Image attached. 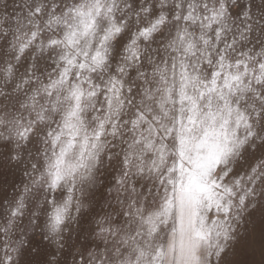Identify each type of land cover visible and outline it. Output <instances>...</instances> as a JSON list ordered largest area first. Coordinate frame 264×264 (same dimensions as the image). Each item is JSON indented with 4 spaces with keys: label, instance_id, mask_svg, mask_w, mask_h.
I'll return each instance as SVG.
<instances>
[{
    "label": "snow or ice",
    "instance_id": "1",
    "mask_svg": "<svg viewBox=\"0 0 264 264\" xmlns=\"http://www.w3.org/2000/svg\"><path fill=\"white\" fill-rule=\"evenodd\" d=\"M0 264H264V0H0Z\"/></svg>",
    "mask_w": 264,
    "mask_h": 264
}]
</instances>
